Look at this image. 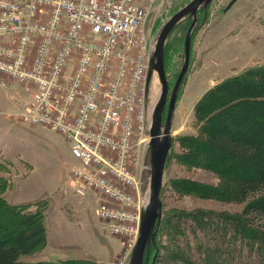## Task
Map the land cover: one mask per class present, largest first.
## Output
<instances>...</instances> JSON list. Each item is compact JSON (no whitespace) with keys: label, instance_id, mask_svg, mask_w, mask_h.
I'll list each match as a JSON object with an SVG mask.
<instances>
[{"label":"rangeland","instance_id":"374dc122","mask_svg":"<svg viewBox=\"0 0 264 264\" xmlns=\"http://www.w3.org/2000/svg\"><path fill=\"white\" fill-rule=\"evenodd\" d=\"M190 1L158 0L155 3L146 25L154 42L164 22ZM186 17L166 39L178 46L172 57L168 51L164 55L169 96L183 67L185 37L192 23V17ZM255 69H264V0H212L206 12L200 8L197 25L191 33L188 70L172 116V142L160 191L162 213L169 210L170 214L166 222L160 220L156 230L161 248L155 264H248L246 254L249 252L257 258L254 264H259V253H264L259 243L245 246L246 251L239 255L240 250L233 248L232 242H226L229 238L233 240L234 235L236 241L246 234L233 219L224 221L199 215L209 211L239 217L248 200L243 203L230 200L234 197L231 181L217 171L219 166L217 160L212 159V153L203 152L204 132L200 126L205 129L202 120L205 117L201 115L206 111L203 107L196 111L202 97L221 81ZM9 82L8 87L0 82V186L3 181L7 183L0 196L8 206L5 214L0 212V236L10 231L20 211L38 205L46 222L47 240L24 255L21 264H70L74 260L88 264H127L131 238L106 233L95 213L94 198L72 192L66 180L75 160L68 141L43 125L20 121L18 114L29 98L19 85L12 80ZM159 92L160 81L154 72L148 95L151 105ZM168 102L169 98L163 121ZM204 106L210 108L212 104L209 101ZM192 149L195 162L181 158ZM175 152L180 153L181 159L172 158ZM143 173L144 170L141 176ZM176 210L193 214L177 216L174 215ZM189 221L193 223L192 228L185 235L178 234L175 224L181 227ZM252 221L264 228V217H254ZM152 243L145 252L143 264H147V251ZM226 260L229 263L224 262Z\"/></svg>","mask_w":264,"mask_h":264},{"label":"built area","instance_id":"2783aa9c","mask_svg":"<svg viewBox=\"0 0 264 264\" xmlns=\"http://www.w3.org/2000/svg\"><path fill=\"white\" fill-rule=\"evenodd\" d=\"M156 2L0 0L1 84L12 80L28 96L20 121L68 141L75 161L67 185L94 198L106 233L128 232L129 257L150 141L154 41L146 25Z\"/></svg>","mask_w":264,"mask_h":264},{"label":"trees","instance_id":"16d2710c","mask_svg":"<svg viewBox=\"0 0 264 264\" xmlns=\"http://www.w3.org/2000/svg\"><path fill=\"white\" fill-rule=\"evenodd\" d=\"M177 49L178 46L172 45L171 42L168 43L167 40L164 55L166 56L168 51L169 57H172ZM209 101L212 106L210 108L205 107L204 104ZM198 104L196 111L199 110V107H203L206 111L205 114L201 115L205 117L202 119L205 129L200 126L204 132L203 145L205 147L203 146V152L212 153V159L217 160L219 166L217 171L231 181L234 197H231L230 200L233 199L240 203L248 200L239 217L209 211H202L203 213H199V215L201 217L203 215L212 216V219L224 221L225 219L227 221L233 219L235 223L240 225L242 231L246 232L244 236L239 235L242 239L238 238L235 241L234 235L231 237L233 240L230 238L226 240V242L233 243V248L240 250L239 255L242 251H246L245 246L251 244L259 243L260 248L264 247V228L261 224H255L252 221L254 217H264V69L248 70L241 75H235L230 79L221 81L210 89ZM179 156H181L180 153L175 152L172 158H182L191 163L196 161L193 149L185 156L183 155L181 158ZM172 158L170 157V159ZM3 182L0 186V192L7 184L5 181ZM0 201H2L1 204L5 203L1 196ZM7 207V204H4L3 209L0 206V212L3 211L4 213ZM181 212V210H176L174 215L184 216L185 214L189 216L193 214ZM166 213H162L161 220L163 223L167 221V216L170 214L169 210ZM223 214H225L224 217ZM16 219L15 224L13 223L14 225L10 227V231L0 236V264H21V258L24 255L30 254L38 244L45 243L47 240L46 222L38 205L20 211ZM162 222V228H164ZM176 225L175 227L179 228L178 234L185 235L189 228H192L193 223L191 221L188 224L184 223V227ZM215 237H219V235ZM253 237L255 238L253 239ZM155 238V241L150 245V250L147 251V264H155L159 261L161 247L158 243L157 233ZM217 240L220 242V238ZM237 241H240L238 245L236 244ZM226 247L228 250L229 246L226 245ZM173 252L176 253V251ZM259 254L261 256L259 264H264V253L260 252ZM154 255L155 258L153 259L152 256ZM254 255L252 252L246 254L248 264L255 263L257 258ZM224 262L229 263L227 260ZM70 264L88 263L74 260Z\"/></svg>","mask_w":264,"mask_h":264},{"label":"water","instance_id":"95a60500","mask_svg":"<svg viewBox=\"0 0 264 264\" xmlns=\"http://www.w3.org/2000/svg\"><path fill=\"white\" fill-rule=\"evenodd\" d=\"M211 1L212 0H191L185 6L174 12L167 21L164 22L155 38L150 57L148 81H150L152 75L156 72L160 81V92L155 107L153 106V108H150L147 111L146 132L150 135V141L146 154L147 168H144L145 170L141 178V221L139 234L131 251L128 264H143L145 252L150 242H154L156 236V230L162 216L160 191L163 182L166 158L172 142L170 134L172 116L181 83L188 70L191 33L194 26L197 25V11L200 8H203L206 12ZM186 16L192 17V23L189 26L185 37L183 67L179 72L169 96L170 89L164 67L166 39L176 24ZM168 98L167 113L165 120L163 121L164 107Z\"/></svg>","mask_w":264,"mask_h":264},{"label":"bare ground","instance_id":"6f19581e","mask_svg":"<svg viewBox=\"0 0 264 264\" xmlns=\"http://www.w3.org/2000/svg\"><path fill=\"white\" fill-rule=\"evenodd\" d=\"M153 37H154V36H153ZM152 39H153V38L151 37V40H152ZM157 100H158V98H157ZM157 100L155 101V103L153 102V106H154V107H155V104H156ZM153 106H152V108H153ZM164 108H165V107H164ZM163 113H164V112H163ZM170 130H171V128H170ZM170 134H171V133H170ZM140 221H141V218H140ZM139 228H140V224H139ZM137 233H138V232H137ZM137 233H136L134 239H136ZM120 234H121V236H124V237H126V238H127V236H129L128 232H120Z\"/></svg>","mask_w":264,"mask_h":264},{"label":"flooded vegetation","instance_id":"af4514ba","mask_svg":"<svg viewBox=\"0 0 264 264\" xmlns=\"http://www.w3.org/2000/svg\"><path fill=\"white\" fill-rule=\"evenodd\" d=\"M164 114V113H163Z\"/></svg>","mask_w":264,"mask_h":264}]
</instances>
